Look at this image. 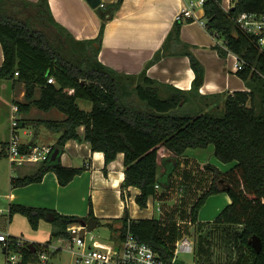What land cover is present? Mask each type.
Wrapping results in <instances>:
<instances>
[{
	"label": "trees",
	"instance_id": "trees-1",
	"mask_svg": "<svg viewBox=\"0 0 264 264\" xmlns=\"http://www.w3.org/2000/svg\"><path fill=\"white\" fill-rule=\"evenodd\" d=\"M123 1L99 6L101 28L98 36L79 40L54 19L49 0H0V42L4 51L0 81L24 83L25 100H16L20 112H29L35 105L45 111L56 108L66 115L63 120L35 122L60 132L57 142L52 145L54 150L60 148V154L55 161L50 158L42 162L33 174L12 176V187L40 182L48 171L56 173L61 185L70 183L85 169L84 166H65L61 162L66 142L75 138L86 141L93 151L104 153L105 171L119 153H124L122 187L139 188L136 202L146 208L152 196L158 200L169 198L167 193L176 185L174 174L183 161L189 164L186 158L188 149L213 146L214 155L224 163L234 162L233 166L226 171L212 163L201 166L203 172L211 176V182L188 212L187 208L184 209L187 200H182L183 207L174 206L171 212H166L167 218L134 219L126 202L124 214L119 218L122 221L118 228L120 236L130 230L140 242L147 243L169 260L174 255L175 242L184 236L173 217L180 212L198 226L199 214L207 199L226 192L231 202L213 223L237 229L234 240L245 246L252 258L249 262L243 259L235 263L264 264V49L258 35L245 32L236 23L241 12H264V0H232L229 10L223 7V0H205L206 29L217 41H222L213 47L222 57L229 51L239 56L243 67L236 73L249 88L214 94L200 91L205 69L188 45H184L183 54L189 57L195 72L189 89L160 83L147 74V69L161 59V53L156 54L138 75L118 72L99 60L106 22L115 16ZM16 3L21 7L19 12H34L22 18L18 12H13L18 8ZM38 21L42 25L39 28L35 26ZM183 23L176 21L171 31L170 38L176 42L180 39ZM50 77L56 82L50 83ZM38 91L40 96L36 98ZM79 100L90 101L92 108H82ZM213 106L218 107V111L209 109ZM24 120L20 119V127H23ZM80 126L85 128L83 138L78 130ZM32 145L30 142L25 147ZM7 146L8 142L2 145L0 157L7 156ZM182 177L179 188L194 191L197 178L193 170H185ZM219 182L225 183L224 186ZM157 184L160 188L156 187ZM122 197L126 200L124 190ZM15 213L25 215L35 229L41 219L52 213L55 220H61L53 236L68 241L72 240L67 230L69 225L95 217L92 208L88 217H81L11 203L9 215L12 217ZM211 223L208 224L212 227ZM207 234H211V229H207ZM253 235L261 238V252L250 243ZM202 237L200 253L208 250L202 246L205 239ZM49 243L35 244V251L25 246L22 264L38 261L40 250L49 252Z\"/></svg>",
	"mask_w": 264,
	"mask_h": 264
},
{
	"label": "crops",
	"instance_id": "crops-1",
	"mask_svg": "<svg viewBox=\"0 0 264 264\" xmlns=\"http://www.w3.org/2000/svg\"><path fill=\"white\" fill-rule=\"evenodd\" d=\"M25 1L36 2L38 0ZM115 1L117 0H102L100 6ZM182 4L183 0H124L115 16L106 22L99 60L118 72L138 75L156 54L161 53V59L147 69V74L160 83L189 89L195 77V72L189 57L183 54L186 49L184 45H188L189 50L196 55L205 69L204 82L200 88L203 94L249 90L244 80L237 75L236 70L233 68L234 59L231 54L228 53L227 56L222 57L217 49L213 47L219 41L200 22V19L205 20L203 6L196 10L199 20L183 23L178 42L170 38L171 31L176 23V16ZM49 5L54 19L68 28L77 39H93L98 36L101 28V17L97 12L98 7H91L87 0H49ZM232 5V0H223L224 8L227 9ZM172 51L178 53H172ZM3 61L4 51L0 42V66ZM24 94L25 90L20 98L14 99V102L16 100L24 101ZM35 107V105L31 107L29 116L22 118L26 120L23 121L22 128L24 134L27 135L23 142L25 144L33 142V144L54 145L60 136V132L53 131L44 124H36L35 122L39 120H63L66 115L61 112V114L55 115L58 116L56 119L50 117L36 119L32 117L38 112ZM53 109L44 110V113L48 114ZM78 130L83 138L85 135L84 126H80ZM47 139H51V141L45 142ZM194 149H188L186 154L191 153L204 160L203 155H201L203 152ZM209 149L211 150L212 146ZM186 158L189 159L190 156L186 155ZM61 162L65 166H84L85 169L67 185L59 183L54 171L45 173L40 182L19 187H12L10 177V186L3 194L7 202L4 204V210H1V215H6V212H9L11 203L43 207L56 210L60 214L81 217H88L92 208L95 218L98 219L97 227L104 224L114 229H112L110 240L95 237L93 243L90 244L98 251L106 254L114 253L120 248V232L115 230L122 225L119 218L124 214L126 202L132 218L153 217V215H142L143 211L139 210L140 206L135 199L136 195L140 193L139 188L130 186L123 189L122 187L125 178L124 153H119L117 158L109 163L107 171H105L104 153L93 151L84 140L80 141L72 138L65 144L64 151L61 154ZM40 166L41 163L24 164L22 167H25L26 171L20 176L33 174ZM123 190L126 194V200L122 197ZM224 195L228 196L229 204L231 198L226 192L211 195L207 199V205L208 201L209 203L211 201V204L206 210L205 216H203L205 206L202 207L199 214L201 222L205 220L212 222L223 210L224 206L220 209H217V207L221 201L219 199ZM152 200H156V198L150 197L148 206H150ZM211 213H214V215L212 217L208 216ZM9 217V221H12L13 216ZM58 240L62 243L68 241L62 237ZM27 241L41 244L34 239L33 241L29 239ZM49 246V252L54 255L56 261L51 262L48 259L43 262L38 259V261L31 264H62V250H59L61 245L50 242Z\"/></svg>",
	"mask_w": 264,
	"mask_h": 264
},
{
	"label": "rangeland",
	"instance_id": "rangeland-1",
	"mask_svg": "<svg viewBox=\"0 0 264 264\" xmlns=\"http://www.w3.org/2000/svg\"><path fill=\"white\" fill-rule=\"evenodd\" d=\"M17 4V3H16ZM12 5V4H11ZM15 5V4H14ZM17 7L13 12H18L19 16H22V18H27L28 15L31 14V12H34L32 10L28 12H19L20 8L17 4ZM11 9V7H10ZM18 9V10H17ZM36 27H41V23L38 21L35 24ZM222 43V41H219ZM25 87L23 82H18L15 84L13 80H6V81H0V150L2 148V145L9 141L11 138V117H12V104L16 103L14 102V99L20 98V96L24 93ZM40 96L39 91L36 94V98ZM79 105L87 110H90L92 108V103L87 100H79ZM37 108V109H36ZM212 111H218V107L213 106L212 108H209ZM35 110H38L36 114H34L32 117L39 119L43 117H50L51 119L58 118V115L61 114V111L54 108L50 113L46 114L44 113V110L39 109L38 107H35ZM57 112V113H56ZM26 116H29V112H19L18 117L24 118ZM21 138L24 140L27 138V135L24 134V129L22 128L20 130ZM51 139L45 140V142H50ZM200 150L203 153L204 160L202 158H199L191 153L186 154L187 156H190L189 164H187L186 161L182 162V165L179 166L177 172L174 174L176 179V185L175 189H171L167 194L169 198L167 200H152L150 201V206H147L146 208H140L143 211L142 215H153L158 218H167L166 212H171V209L174 206H177L179 208L183 207L182 200H187L186 204L184 205V209L187 208V212L189 208L191 207V204L195 202L197 197L204 191V189L210 184L211 182V176L207 172H203L201 166L212 163L216 165L220 170L226 171L232 167L233 163H224L223 161L219 160L216 155H214L213 146L210 150L202 149V148H195L194 150ZM7 151V150H6ZM205 155V156H204ZM199 160H198V159ZM206 159V160H205ZM202 161V162H201ZM204 163V164H202ZM23 166V165H22ZM17 166L13 167V165L10 164V161L8 157L2 156L0 157V232H10L14 236L22 237L26 240L33 241L36 240V242L41 244H46L47 242L60 244L62 247V264H79L74 261V256H72V253L68 251L69 245L72 242H69L68 244L62 243L59 241L57 237L53 236V231L59 227L61 224L60 219H43L37 229L33 228L28 220V218L21 214V213H15L13 215L12 221H9L10 215L9 212H6V215H1V210H4V204L7 202V199L4 198L3 194L6 192L8 187L10 186V177L12 176H20L23 173H25V167ZM193 170V174L196 175V181L193 185L194 191H183L181 188H179L182 185V179L184 175L185 170ZM201 179H203L201 181ZM225 183L219 182L220 186H224ZM163 189H161L160 192H162ZM222 193V192H221ZM166 196V197H168ZM228 196L224 195L219 200L220 204H218L217 209H220V207H225V205L230 201L228 200ZM149 202V201H148ZM211 204V201L207 205V201L205 203V209L203 211V216L206 215V210L209 208ZM214 213H211L208 216H213ZM176 220L174 222H177L179 225L178 227L184 231V236L182 237H189L193 243H194V251L193 252H180L178 254V259L185 264H196V262H200V264H239L235 263L237 260H243L246 259L248 262L252 258L249 251L245 246L240 244L237 240H234L233 234L236 232L237 229H234L233 227H224L220 226L219 224L216 225L211 223L212 227L208 224L211 221L205 220L200 221L199 227L196 224H192L190 222V219L187 215V217H183L180 212H178V216L173 217ZM170 219V218H168ZM166 221V220H165ZM167 222V221H166ZM173 222V221H172ZM234 226V225H231ZM209 227V228H208ZM112 227H107L104 224H100L98 227H96L92 231L86 232V240L89 244L93 243V240L95 237L97 239L102 240H110L112 238ZM207 229H211V234H207ZM114 230V229H113ZM118 232V229L115 230ZM204 237V242L202 241V246L204 248L208 249L205 252L200 253V237ZM202 237V238H203ZM180 239V238H179ZM70 241V239H69ZM177 242V241H176ZM175 242V246H176ZM52 249V248H51ZM75 249H78L77 246H75ZM49 255V261L55 262L56 258L54 255H52L51 252H47ZM54 259V260H53ZM60 259V258H59ZM6 260V254L0 249V264H3ZM59 261V260H58ZM243 264V263H241Z\"/></svg>",
	"mask_w": 264,
	"mask_h": 264
},
{
	"label": "built area",
	"instance_id": "built-area-1",
	"mask_svg": "<svg viewBox=\"0 0 264 264\" xmlns=\"http://www.w3.org/2000/svg\"><path fill=\"white\" fill-rule=\"evenodd\" d=\"M205 0H183V4L179 13L176 16V21H187L189 19L199 20L196 15V10L202 7ZM229 8H225L229 10ZM202 25L206 27V20H201ZM238 26L249 34L259 36V43L264 49V12H241L236 17ZM225 47V46H224ZM227 49V47H225ZM234 59L233 68L237 71L243 67V61L238 55L229 51ZM18 75V72L16 73ZM50 83H55L54 77L48 79ZM73 90H70V93ZM11 138L8 141L7 157L13 167L21 166L27 163H42L51 158L54 151L52 145L34 144L30 147H25V143L21 138L20 112L18 104L14 103L11 107ZM160 188V185H156ZM83 226L80 223L71 224L68 226V232L73 235L71 241L65 242L69 245L68 251L74 256V261L79 264H177L178 254L180 252H193V241L185 236L177 240L174 255L167 260L158 254L150 245L140 242L130 230H128L120 240V248L114 253H103L91 246L86 240V233L81 235ZM30 242L19 236H14L10 232H0V249L6 254V260L3 264H22L24 253L23 249ZM75 246L78 249H75ZM50 248V246H48ZM62 250V247H59ZM38 257L43 262H46L49 257L46 251L40 250Z\"/></svg>",
	"mask_w": 264,
	"mask_h": 264
},
{
	"label": "water",
	"instance_id": "water-1",
	"mask_svg": "<svg viewBox=\"0 0 264 264\" xmlns=\"http://www.w3.org/2000/svg\"><path fill=\"white\" fill-rule=\"evenodd\" d=\"M87 2L93 8H97L100 5H102V0H87ZM59 154H60V148L56 147L55 150L53 151L52 155H51V160L55 161L58 158ZM47 218L50 220H53L54 215L51 213V214L47 215ZM79 223L83 226V228L81 230V235L84 236L87 231H92L97 227L98 219L95 217H89L87 219L81 220ZM71 236L74 237L75 234H73ZM250 243L257 252H261L263 244H262L261 238L259 236L253 235L250 238ZM28 247L32 248V250H34V251L36 250V245L34 242H30L28 244ZM177 264H182V263L178 262Z\"/></svg>",
	"mask_w": 264,
	"mask_h": 264
}]
</instances>
